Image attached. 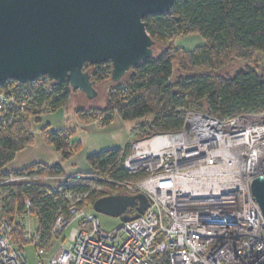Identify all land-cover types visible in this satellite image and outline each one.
<instances>
[{
    "label": "built area",
    "instance_id": "built-area-1",
    "mask_svg": "<svg viewBox=\"0 0 264 264\" xmlns=\"http://www.w3.org/2000/svg\"><path fill=\"white\" fill-rule=\"evenodd\" d=\"M52 83L39 76L0 84V122L23 112L34 94L48 92ZM129 143L122 162L130 175L125 179L1 167L0 264H29L26 245L34 264H152L162 253L169 264H264V219L249 186L255 173L264 174V109L223 118L186 110L178 129ZM73 178L122 190L114 193H142L149 205L137 218L104 231L94 211H87L90 205H79V195L86 193L68 187L65 197L76 198L66 213L56 215L51 239L43 243L30 198L13 219L3 215L6 185L75 186L69 182ZM133 206L136 211L137 202ZM15 224L23 226L18 243L12 236Z\"/></svg>",
    "mask_w": 264,
    "mask_h": 264
},
{
    "label": "trees",
    "instance_id": "trees-1",
    "mask_svg": "<svg viewBox=\"0 0 264 264\" xmlns=\"http://www.w3.org/2000/svg\"><path fill=\"white\" fill-rule=\"evenodd\" d=\"M143 20L155 41L153 56L131 67L119 82L111 81L109 62L93 65L95 83L107 81L109 92L102 107L75 110L80 122L88 123L100 115L101 123L108 124L118 114L123 121H138L134 135L143 137L178 129L186 110L223 118L264 109V0H175L169 12L148 14ZM190 34L200 36L203 43L192 49L174 45L177 37ZM254 58L256 62L249 64ZM236 61L242 62V66L230 71ZM176 63L182 74L175 77ZM72 93L67 79L54 82L48 92L34 94L29 107L11 121L0 122V168L34 142L32 122L44 113L66 106ZM42 137L63 160L81 148L66 130L43 131ZM129 146L128 142L122 147L90 153L86 161L100 177L129 178L122 167ZM21 169L64 174L59 164L33 163ZM68 187L86 193L90 206L99 197L122 192L115 188L97 190L86 184L62 187L12 183L3 189V215L13 219L23 199L30 198L43 243L51 239L56 215L67 212L69 200L64 192ZM134 212L133 206L128 213ZM22 233L23 226L15 224L12 236L17 238ZM152 264H169L167 254H159Z\"/></svg>",
    "mask_w": 264,
    "mask_h": 264
},
{
    "label": "water",
    "instance_id": "water-1",
    "mask_svg": "<svg viewBox=\"0 0 264 264\" xmlns=\"http://www.w3.org/2000/svg\"><path fill=\"white\" fill-rule=\"evenodd\" d=\"M174 1L0 0V84L39 76L67 79L72 90L92 99L98 91L85 64L109 62L110 79L119 82L131 67L153 56L155 41L144 17L169 12ZM249 186L264 219V177H254ZM148 205L142 193H111L91 207L127 222Z\"/></svg>",
    "mask_w": 264,
    "mask_h": 264
},
{
    "label": "crops",
    "instance_id": "crops-1",
    "mask_svg": "<svg viewBox=\"0 0 264 264\" xmlns=\"http://www.w3.org/2000/svg\"><path fill=\"white\" fill-rule=\"evenodd\" d=\"M80 96L84 102H87L85 105H92L89 101H85L89 99L81 91ZM67 105L59 108L54 113L43 115L41 122L36 125V129H39L44 123L48 124V130L75 129L73 136L79 141L80 150L69 159L63 160L53 147L42 139L39 130L34 129L32 131L34 142L17 152L14 158L6 165L7 167L19 169L33 163L59 164L64 174L87 173L91 170L90 165L86 161L88 154L122 147L130 141L131 128L118 114L108 124L97 123L96 121L82 123L75 116L74 109L76 107H84V103L79 101L78 104H75L69 110H66Z\"/></svg>",
    "mask_w": 264,
    "mask_h": 264
},
{
    "label": "rangeland",
    "instance_id": "rangeland-1",
    "mask_svg": "<svg viewBox=\"0 0 264 264\" xmlns=\"http://www.w3.org/2000/svg\"><path fill=\"white\" fill-rule=\"evenodd\" d=\"M203 43V39L198 36V35H195V34H190V35H186V36H179L177 37L175 40H174V45L180 47V48H184V49H192L194 48L195 46L199 45V44H202ZM255 60V58H254ZM257 60V59H256ZM255 61H249V64H253ZM177 66L178 64H174V73L173 75L176 77V75H179V74H182V73H179L181 70L177 69ZM242 66V62L240 61H236L235 63L232 64V66L230 67V71H232L234 68H240ZM85 70H87L89 73L92 74V70H93V65H90V66H86L84 67ZM127 76V73H125V75L121 78L120 81H123ZM92 78H93V74H92ZM95 87L98 91L97 95L92 98V99H89V100H85V101H89L92 105H85L87 102H84L83 99H81L80 97V91L79 90H73V93L71 95V100H69L68 102V105L66 107V110H69V109H72L75 104H78V102H83L84 103V107H76L74 109V114H75V110L77 108H85V109H89L91 107H102L104 104H105V100H106V96H107V93L109 92V84L107 83V81H103V82H96L95 83ZM81 99V100H80ZM51 113H54V112H51ZM46 114H50V113H44L42 114L40 117H39V120L36 121V122H32V131L34 129H36V125L38 123L41 122V117L43 115H46ZM76 116V114H75ZM97 122V123H101V117L99 115V117H97L95 120L93 121H90L88 123H92V122ZM138 124V121H134V122H127V125L128 127L131 128L130 130V140H134L136 139V136L134 135L135 134V129H136V126ZM49 127H48V124L44 123L42 124V126L36 130H39L40 132V135L42 137V133L43 131H48ZM67 132H70V134H74L75 132V129H68L66 130ZM43 139V137H42ZM44 140V139H43ZM24 170V169H23ZM34 170V169H32ZM78 175H86V176H98L95 172H93V169L91 168L90 172H79V173H76ZM100 177V176H98ZM70 184L71 185H78V184H86L88 185L89 187H92V188H95V189H99V190H107V191H110L112 189H114V187L112 185H109L105 182H102V181H99V180H95V179H85V180H82V179H77V178H73V179H70ZM53 185H56L55 183ZM73 191V189H72ZM5 195L6 193H4V196H3V199L5 198ZM76 198V194L70 198H68L69 202L70 201H74ZM79 198L81 199V205H84L85 203H87V197L86 195L84 196H81L79 195ZM2 199V200H3ZM89 205V204H88ZM92 207H88L87 211L88 210H91ZM31 214L32 216H35V214L32 212L31 210ZM94 214L95 216L98 218L99 220V223H100V227L102 230L104 231H111L112 229H115L117 228L121 221L118 217H112V216H109V215H106V214H103V213H99V212H95L94 211ZM34 226L37 227V220H36V216H35V220H34ZM14 233H17V232H14ZM23 237V235H20V236H17V238L13 237V240L14 242H19V240H21ZM49 247V245L47 246ZM25 249H26V252L28 253V263L29 264H34L33 261H32V256H33V253H32V249H31V246L30 245H26L25 246Z\"/></svg>",
    "mask_w": 264,
    "mask_h": 264
},
{
    "label": "bare ground",
    "instance_id": "bare-ground-1",
    "mask_svg": "<svg viewBox=\"0 0 264 264\" xmlns=\"http://www.w3.org/2000/svg\"><path fill=\"white\" fill-rule=\"evenodd\" d=\"M249 161H250V163H254V162H255L254 159H250ZM249 169H250V167H249ZM256 176H262V177H264V174H263V173H262V174H257V173H255V174L252 176L251 180H252L254 177H256Z\"/></svg>",
    "mask_w": 264,
    "mask_h": 264
}]
</instances>
